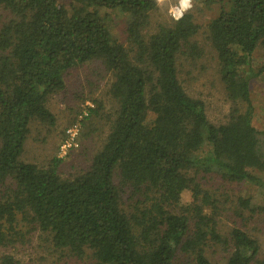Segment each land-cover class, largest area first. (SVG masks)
<instances>
[{
  "label": "trees",
  "instance_id": "trees-1",
  "mask_svg": "<svg viewBox=\"0 0 264 264\" xmlns=\"http://www.w3.org/2000/svg\"><path fill=\"white\" fill-rule=\"evenodd\" d=\"M204 2L220 3L204 32L232 103L220 124L180 81L179 67L205 55L193 11L151 31L158 0H0V264H22L10 251L34 231L56 264H173L178 254L184 264L255 262L260 241L244 225L264 203L218 193L209 176L264 196V131L251 97L264 0ZM118 13L127 44L112 31ZM95 60L112 74L115 105L88 165L63 177L61 158L24 161L32 122L55 125L48 100L72 68ZM94 102L85 123L103 106Z\"/></svg>",
  "mask_w": 264,
  "mask_h": 264
},
{
  "label": "rangeland",
  "instance_id": "rangeland-1",
  "mask_svg": "<svg viewBox=\"0 0 264 264\" xmlns=\"http://www.w3.org/2000/svg\"><path fill=\"white\" fill-rule=\"evenodd\" d=\"M68 3L69 0H62ZM179 4V0H161L158 10L152 16L151 31L161 22L175 19L170 9ZM196 7L201 10H196ZM220 9V3L206 5L204 0H193V11L196 21L202 25L200 32L195 37L198 44L205 47V55L194 63H185L180 69V81L186 91L194 97L203 99L211 122L215 124L224 123L232 107L231 101L227 98L224 84L219 76L217 61L207 51L205 25L208 20L215 16ZM185 12V13H186ZM125 16L122 13L114 15L112 31L116 38L127 44L125 34ZM213 55V53H212ZM100 61H93L82 66L72 68L66 74V87L63 91L53 94L48 100V108L56 117L55 125L51 126L40 120L32 122L29 138L22 155L24 161L35 162L39 165H47L53 157L61 158L60 171L63 177H71L85 168L92 155L101 146L106 133L108 132L107 117L111 116L115 103L108 93L112 74L106 71ZM253 68L255 72L263 71L251 81V97L255 106L254 125L264 131V50L260 47L253 56ZM97 101L103 106L99 114L86 120L89 116V108L96 107ZM87 112V115L84 114ZM76 117V118H75ZM75 118V120H74ZM84 121V122H83ZM78 126V134L75 141L76 146L71 147L65 153L61 151V145L69 137L68 130ZM89 132V137L85 133ZM209 185L218 193L227 191L232 197L233 194H253L255 205L264 203V196L258 189L255 190L248 185L241 187L227 185L216 176H209ZM223 227L227 230L232 226L231 219L222 218ZM246 224V222H245ZM245 229L260 241L261 251L252 264H264V212L255 215L247 221ZM22 264H56L57 253L51 250L50 244L45 243L41 234L34 231L29 236V242L18 244L11 251ZM224 251L220 248H208L207 255L213 261L223 260ZM181 254L174 260L173 264L189 263L188 259H182ZM190 260V259H189ZM60 264H66L61 261ZM68 264H87L75 259Z\"/></svg>",
  "mask_w": 264,
  "mask_h": 264
},
{
  "label": "clouds",
  "instance_id": "clouds-1",
  "mask_svg": "<svg viewBox=\"0 0 264 264\" xmlns=\"http://www.w3.org/2000/svg\"><path fill=\"white\" fill-rule=\"evenodd\" d=\"M161 2V0H158V3ZM193 7V0H179L178 7H173L170 9L171 14L176 20H179L182 18L185 11L191 9Z\"/></svg>",
  "mask_w": 264,
  "mask_h": 264
},
{
  "label": "built area",
  "instance_id": "built-area-1",
  "mask_svg": "<svg viewBox=\"0 0 264 264\" xmlns=\"http://www.w3.org/2000/svg\"><path fill=\"white\" fill-rule=\"evenodd\" d=\"M178 5H176L175 7H178ZM185 12H184V14H185ZM84 114L87 115V112H84ZM68 132L70 134L69 137L61 145V151L64 152V153L67 150H69L71 147L77 145V142L75 141V139H76V136L78 134V126L77 125H74L73 128H71V129L68 130Z\"/></svg>",
  "mask_w": 264,
  "mask_h": 264
}]
</instances>
